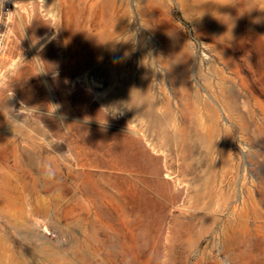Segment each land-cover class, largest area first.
<instances>
[{"label": "rangeland", "instance_id": "1", "mask_svg": "<svg viewBox=\"0 0 264 264\" xmlns=\"http://www.w3.org/2000/svg\"><path fill=\"white\" fill-rule=\"evenodd\" d=\"M0 264H264V0H19Z\"/></svg>", "mask_w": 264, "mask_h": 264}, {"label": "built area", "instance_id": "2", "mask_svg": "<svg viewBox=\"0 0 264 264\" xmlns=\"http://www.w3.org/2000/svg\"><path fill=\"white\" fill-rule=\"evenodd\" d=\"M18 7L19 0H0V60L7 49Z\"/></svg>", "mask_w": 264, "mask_h": 264}, {"label": "clouds", "instance_id": "3", "mask_svg": "<svg viewBox=\"0 0 264 264\" xmlns=\"http://www.w3.org/2000/svg\"><path fill=\"white\" fill-rule=\"evenodd\" d=\"M44 17L51 21L50 23H46V24H48L49 26L55 28L54 25L56 23H58L59 20H60V12H59V10L57 8L52 6V7H49V8H47L45 10Z\"/></svg>", "mask_w": 264, "mask_h": 264}, {"label": "bare ground", "instance_id": "4", "mask_svg": "<svg viewBox=\"0 0 264 264\" xmlns=\"http://www.w3.org/2000/svg\"><path fill=\"white\" fill-rule=\"evenodd\" d=\"M198 128V127H196ZM195 130V129H194ZM187 138H195V139H202L203 136L201 135V132L199 130H196L193 134L187 135Z\"/></svg>", "mask_w": 264, "mask_h": 264}]
</instances>
